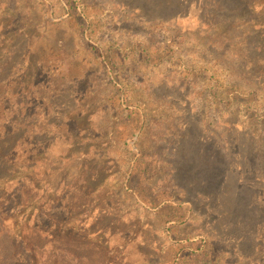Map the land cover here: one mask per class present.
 Wrapping results in <instances>:
<instances>
[{
  "label": "rangeland",
  "instance_id": "1",
  "mask_svg": "<svg viewBox=\"0 0 264 264\" xmlns=\"http://www.w3.org/2000/svg\"><path fill=\"white\" fill-rule=\"evenodd\" d=\"M185 1L172 20L141 0H0V79L22 99L23 178L40 195L23 217L0 209L13 264L34 215L64 222L58 264H264V85L253 66L252 84L236 77L264 58V7ZM189 138L224 159L226 187L246 175L257 211L242 246L232 196L183 185Z\"/></svg>",
  "mask_w": 264,
  "mask_h": 264
},
{
  "label": "trees",
  "instance_id": "2",
  "mask_svg": "<svg viewBox=\"0 0 264 264\" xmlns=\"http://www.w3.org/2000/svg\"><path fill=\"white\" fill-rule=\"evenodd\" d=\"M146 4H152L160 15L165 11L170 18L174 20L179 15L180 10L184 5H187L185 0H141ZM264 7V0H259ZM220 5V4H218ZM223 5V6H222ZM226 4H221V10ZM177 11V12H176ZM176 12V14H174ZM241 46L244 45L240 44ZM246 45V44H245ZM250 66L255 68L254 73L260 75L263 80L259 87L264 85V58H258L254 63L249 62L244 66H240V70L236 74L239 80H249L252 84V77L248 74L244 76V69H249ZM259 73V74H258ZM1 74V72H0ZM11 80L9 78L0 79V185L8 180L3 189H0V209L7 210L6 215L12 219V215H25L27 208L35 204L40 195H30L27 186L25 185V127L26 124L22 119L24 109L22 107V99L15 94L14 99L5 98L10 94ZM17 97H19L17 99ZM15 103V104H14ZM15 106L18 108L15 111ZM18 112L17 114H15ZM184 147V155L181 156L183 162L180 174L184 178L183 185H187L186 190L194 195V197L209 198V197H229L233 199V231L239 236L236 241L242 246L246 243L247 232L249 225L253 222L250 218L257 211L253 201L254 194L248 185L246 175L240 173L239 170L233 172V185L226 187V183L230 182L229 167L225 164L224 159L209 152L206 139L198 140L199 142H189ZM37 147V148H36ZM35 147V153L39 152V146ZM236 175V176H235ZM189 185V186H188ZM183 187V186H181ZM185 189V188H182ZM88 193L77 192L73 193L67 209L81 205L84 206L88 202ZM77 196V197H76ZM224 202V201H223ZM231 207V204H229ZM76 209L74 207L73 211ZM9 211V212H8ZM48 226L43 225L41 218L35 216L25 221L20 228L22 235L17 238V246L22 253L20 261L24 264H33L38 260V264H58L55 258L56 250L53 246L55 239L59 238V231L64 227V222L55 216L46 215ZM0 234V264H13L12 257L8 256L5 245L7 238ZM46 246L40 248L36 243H44ZM9 243V242H8ZM57 251V250H56ZM47 258V259H46ZM43 259L45 261L43 262ZM28 261V263H27ZM57 261V263H56Z\"/></svg>",
  "mask_w": 264,
  "mask_h": 264
}]
</instances>
